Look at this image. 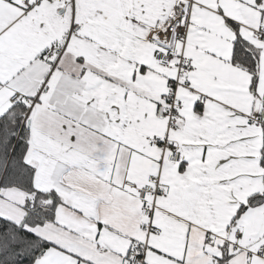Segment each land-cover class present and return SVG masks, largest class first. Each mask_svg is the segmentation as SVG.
<instances>
[{"label": "snow or ice", "instance_id": "1", "mask_svg": "<svg viewBox=\"0 0 264 264\" xmlns=\"http://www.w3.org/2000/svg\"><path fill=\"white\" fill-rule=\"evenodd\" d=\"M0 264H264V0H0Z\"/></svg>", "mask_w": 264, "mask_h": 264}]
</instances>
